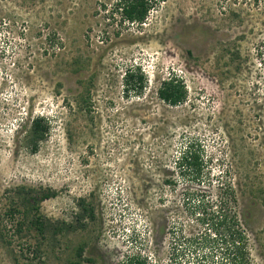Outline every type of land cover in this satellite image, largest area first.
<instances>
[{
	"label": "rangeland",
	"instance_id": "374dc122",
	"mask_svg": "<svg viewBox=\"0 0 264 264\" xmlns=\"http://www.w3.org/2000/svg\"><path fill=\"white\" fill-rule=\"evenodd\" d=\"M117 1L0 0V264H193L184 232L231 182L264 264V0H158L143 24L111 18ZM134 66L148 84L126 95ZM171 74L178 106L159 96ZM37 116L51 130L34 152ZM192 142L204 183L177 164ZM44 190L41 233L28 208Z\"/></svg>",
	"mask_w": 264,
	"mask_h": 264
},
{
	"label": "trees",
	"instance_id": "16d2710c",
	"mask_svg": "<svg viewBox=\"0 0 264 264\" xmlns=\"http://www.w3.org/2000/svg\"><path fill=\"white\" fill-rule=\"evenodd\" d=\"M157 2L158 0H118L109 13L113 19L117 13L121 15L124 22L143 24ZM123 79L126 95L131 92L142 94L148 84L147 75L140 66L127 69ZM159 96L171 106L183 104L188 99V89L184 79L177 74H171L161 82ZM50 130L51 123L47 118L44 116L32 118L28 142L34 152L39 150L40 144L47 139ZM202 149L200 146L197 148L195 143H190L178 157L177 164L182 176L204 183L203 179H207V175L210 173L207 170L208 161ZM209 180L210 178L207 182L210 183ZM38 193L39 197L34 198L35 202L28 209L38 214L33 218L32 224L41 233H44L45 225L40 214V204L55 196L56 192L44 190ZM203 203L205 206H199V208L202 209L203 220L207 228L199 237H190L184 232V245L186 244L188 249H193L195 252L193 264H256L251 237L243 226L239 214L238 194L234 183L224 184L217 202L212 200L211 206H206L205 200ZM89 214L90 218H95L94 209ZM206 245H210V253H198V247L202 248ZM83 250L84 248H81L79 252L81 258ZM122 264H154V261L148 255L139 253L127 256Z\"/></svg>",
	"mask_w": 264,
	"mask_h": 264
}]
</instances>
